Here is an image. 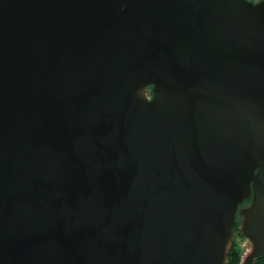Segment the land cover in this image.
<instances>
[{
  "label": "water",
  "instance_id": "1",
  "mask_svg": "<svg viewBox=\"0 0 264 264\" xmlns=\"http://www.w3.org/2000/svg\"><path fill=\"white\" fill-rule=\"evenodd\" d=\"M238 215L255 264L264 0H0V264H226Z\"/></svg>",
  "mask_w": 264,
  "mask_h": 264
},
{
  "label": "rangeland",
  "instance_id": "2",
  "mask_svg": "<svg viewBox=\"0 0 264 264\" xmlns=\"http://www.w3.org/2000/svg\"><path fill=\"white\" fill-rule=\"evenodd\" d=\"M148 94L150 95V91H148ZM248 204H249V202H245L242 207H245ZM239 218L240 217H237V219H236L238 223H237L234 231H235L236 236H237V238L235 236V239H237L238 244L240 245L241 250H242V258H241V262H240V264H242V262L245 259V257L253 250V244H252V241L249 238L245 237L242 234L241 228H242L244 219L243 218L239 219ZM240 234H242V236H240Z\"/></svg>",
  "mask_w": 264,
  "mask_h": 264
},
{
  "label": "trees",
  "instance_id": "3",
  "mask_svg": "<svg viewBox=\"0 0 264 264\" xmlns=\"http://www.w3.org/2000/svg\"><path fill=\"white\" fill-rule=\"evenodd\" d=\"M240 236H242V234H240ZM241 258H242V250L240 245L238 244L237 239H235L233 242V246L229 252L228 261L226 264H240ZM255 264H264V256L257 259L255 261Z\"/></svg>",
  "mask_w": 264,
  "mask_h": 264
},
{
  "label": "flooded vegetation",
  "instance_id": "4",
  "mask_svg": "<svg viewBox=\"0 0 264 264\" xmlns=\"http://www.w3.org/2000/svg\"><path fill=\"white\" fill-rule=\"evenodd\" d=\"M249 1H251V2H254V3H257V2H259V1H261V0H249ZM148 91H150V96L152 95L151 93H152V87H150L149 89H148Z\"/></svg>",
  "mask_w": 264,
  "mask_h": 264
},
{
  "label": "bare ground",
  "instance_id": "5",
  "mask_svg": "<svg viewBox=\"0 0 264 264\" xmlns=\"http://www.w3.org/2000/svg\"><path fill=\"white\" fill-rule=\"evenodd\" d=\"M237 217H240V215H238ZM239 219H241V217H240ZM239 222H240V221H239Z\"/></svg>",
  "mask_w": 264,
  "mask_h": 264
}]
</instances>
